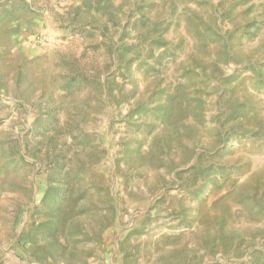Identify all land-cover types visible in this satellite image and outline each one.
I'll return each instance as SVG.
<instances>
[{"label": "rangeland", "instance_id": "374dc122", "mask_svg": "<svg viewBox=\"0 0 264 264\" xmlns=\"http://www.w3.org/2000/svg\"><path fill=\"white\" fill-rule=\"evenodd\" d=\"M0 264H264V0H0Z\"/></svg>", "mask_w": 264, "mask_h": 264}]
</instances>
